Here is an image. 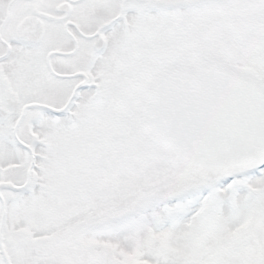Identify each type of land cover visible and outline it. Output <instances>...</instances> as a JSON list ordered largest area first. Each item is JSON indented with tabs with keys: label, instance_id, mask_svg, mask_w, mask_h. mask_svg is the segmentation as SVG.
I'll use <instances>...</instances> for the list:
<instances>
[{
	"label": "snow or ice",
	"instance_id": "obj_1",
	"mask_svg": "<svg viewBox=\"0 0 264 264\" xmlns=\"http://www.w3.org/2000/svg\"><path fill=\"white\" fill-rule=\"evenodd\" d=\"M0 264H264V0H0Z\"/></svg>",
	"mask_w": 264,
	"mask_h": 264
}]
</instances>
